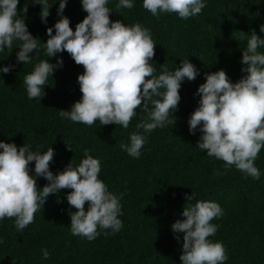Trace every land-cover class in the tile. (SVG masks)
Masks as SVG:
<instances>
[{
  "label": "trees",
  "instance_id": "obj_1",
  "mask_svg": "<svg viewBox=\"0 0 264 264\" xmlns=\"http://www.w3.org/2000/svg\"><path fill=\"white\" fill-rule=\"evenodd\" d=\"M118 3L119 0H108L111 21L120 20L128 27L139 23L150 29L156 44L151 61L156 76L161 74L162 64L175 71L185 58L199 74L194 81L185 78L181 84L175 124L152 132L138 129L136 125L147 116L142 108L137 109L127 129L115 124L100 125L99 121L90 127L72 122L61 117L59 111H70L81 99L77 78L84 69L66 51L48 58L42 44L49 38L47 28L52 27L55 34L54 24L60 19L59 0H48L52 7L47 23L41 19L39 4L19 0L18 17L24 18L28 31L41 45L27 64L17 62L19 41H14L11 53L7 49L0 52V68L14 65L10 72H0V141L14 143L18 148L27 145L39 153L52 147L54 158L49 170L54 175L70 163L78 167L88 149L89 155L100 161L99 178L109 191L121 196L122 214L118 218L123 227L115 233L98 229L100 235L92 241L73 235L69 213L76 209L67 202L71 190L64 189L49 195L35 214L34 223L21 231L16 228L15 218L0 220V264H182L183 233H174L171 226L185 219L182 213L186 203L197 201L216 202L223 210L221 217L211 221L218 229L209 239L225 246L228 259L224 264H264V148L255 161L260 178L254 180L199 149L202 132L198 128L195 134L190 133L188 123L199 106L198 88L206 82V73L224 70L233 83L246 75L242 71L246 65L241 60L247 36H241L242 32L251 35L255 30L264 39L260 31L264 25V0H204L206 7L189 19L175 13L153 16L143 8V0H133L132 9L117 12ZM24 7L27 13L20 11ZM63 15L75 30L87 13L81 0H68ZM258 50L264 53V47ZM47 59L52 64L62 59L63 66L49 76L44 86L46 96L37 102L28 98L24 77ZM133 132L145 136L139 158L120 147L121 143H130ZM34 168L33 161V176ZM36 179L41 189L49 183L43 177ZM193 192L194 200L188 201L186 197ZM43 249L48 250V259L42 258Z\"/></svg>",
  "mask_w": 264,
  "mask_h": 264
},
{
  "label": "clouds",
  "instance_id": "obj_2",
  "mask_svg": "<svg viewBox=\"0 0 264 264\" xmlns=\"http://www.w3.org/2000/svg\"><path fill=\"white\" fill-rule=\"evenodd\" d=\"M34 3L41 6V19L47 23L52 6L48 0H34ZM67 3L68 0H59L60 19L54 24L55 34L52 27L47 28L49 38L42 43L48 58L66 51L84 69L77 78L81 99L70 111L60 110L59 115L89 127L99 121L100 125L115 124L127 129L137 109L142 108L147 116L136 125L138 129L152 132L166 124H175L181 84L185 78L196 79L199 74L196 66L185 58L175 71L162 64V72L156 76L151 63L156 44L150 29L139 23L128 27L120 20L111 21L108 0H81L87 15L73 30L69 18L63 15ZM18 4L19 0H0V52L7 49L11 53L14 41H19L17 62L27 64L41 41L28 31L24 18L18 17ZM133 7V0H119L116 4L117 12ZM205 7L204 0H143V8L153 16L175 13L181 19H189ZM20 11L27 13V7ZM260 31L264 33V25ZM245 36L247 47L241 63L246 65L242 68L246 75L233 83L224 70L206 73V82L198 88L199 106L188 123L190 133L195 134L198 128L202 132L199 149L255 180L260 178L255 161L264 148V53L258 50L264 47V39L255 30L251 35L242 32L241 39ZM62 66V59L56 64L48 59L40 61L24 77L28 98L40 102L46 96L44 86L49 76ZM12 67L0 68V72L6 74ZM144 144L145 136L133 132L130 143H121L120 147L131 157L139 158ZM67 147L72 151L69 144ZM0 150V220L15 218L16 228L21 231L34 223L35 214L49 195L70 189L67 202L76 209L69 213L73 235L92 241L100 235L98 229H111L115 233L123 227L118 218L122 214L121 196L109 191L99 178L100 161L89 155L88 149L84 150L85 158L78 167L70 163L56 175L49 170L54 158L52 147L39 153L27 145L18 148L14 143L0 141ZM33 161L35 176L30 174ZM37 177L49 183L41 189ZM194 198V192L186 197L188 201ZM186 204L182 213L185 219L176 220L171 226L174 233H183L182 264H224L228 259L225 246L209 239L218 229L211 221L223 215L222 208L211 201ZM49 257L48 250L43 249L42 258Z\"/></svg>",
  "mask_w": 264,
  "mask_h": 264
}]
</instances>
